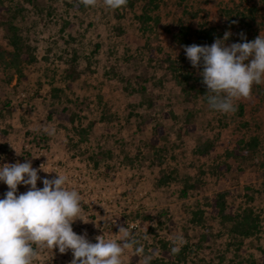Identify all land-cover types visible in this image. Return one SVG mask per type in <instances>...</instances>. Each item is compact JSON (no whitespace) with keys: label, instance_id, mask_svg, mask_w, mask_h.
Here are the masks:
<instances>
[{"label":"rangeland","instance_id":"1","mask_svg":"<svg viewBox=\"0 0 264 264\" xmlns=\"http://www.w3.org/2000/svg\"><path fill=\"white\" fill-rule=\"evenodd\" d=\"M153 3L0 0V164L31 160L50 171L41 178L67 175L89 220L73 231L92 242L116 238L121 223L158 264H264V82L227 114L201 94L188 100L180 83L190 70L182 46L202 45L198 34L210 28L214 39L229 31L227 44L264 35V0ZM181 28L185 44L175 37ZM158 125L163 136L151 146ZM7 190L0 182V197ZM222 193L225 213L252 212L249 236L217 214ZM106 215L115 224L99 221ZM71 259V250L44 249L34 264ZM141 259L133 248L122 255L123 264Z\"/></svg>","mask_w":264,"mask_h":264},{"label":"clouds","instance_id":"2","mask_svg":"<svg viewBox=\"0 0 264 264\" xmlns=\"http://www.w3.org/2000/svg\"><path fill=\"white\" fill-rule=\"evenodd\" d=\"M82 2L94 6L96 0ZM103 3L117 9L126 0ZM229 36L230 32L225 31L211 45L182 46L192 67L200 69L209 108L222 114L234 112L235 101L249 97L253 84L264 82V35L247 41L241 34V42L227 44ZM44 131L53 135L55 130L48 127ZM41 165L33 167L31 160L0 164V182L8 187L0 197V264H34L41 250L53 252L54 248L60 253L71 250L69 264H123L122 255L129 248L142 258L141 264H150L152 255L145 253L134 233L125 226L118 228L116 238L102 234L95 237V242L87 239L86 233L74 232L72 224L77 219L89 222L83 216L82 195L68 186L69 177L65 174L54 171L57 175L51 179L39 177V171L50 172ZM38 179L43 184L39 188ZM21 184L30 187L18 194ZM100 220L115 224L108 215L100 216ZM178 243H183L182 235L175 237L171 253L179 251Z\"/></svg>","mask_w":264,"mask_h":264},{"label":"trees","instance_id":"3","mask_svg":"<svg viewBox=\"0 0 264 264\" xmlns=\"http://www.w3.org/2000/svg\"><path fill=\"white\" fill-rule=\"evenodd\" d=\"M127 2L133 4L135 0H126ZM155 0H147L148 4H153V6L156 7V4H154ZM147 4V5H148ZM147 9L143 10V16L146 13ZM10 38H9V44L12 47V51L9 52V54L13 57L12 60H15L18 58V54L20 51V45L19 40L17 38V34L15 32V27L13 25H10ZM216 31L214 28L205 29L204 31H201V33L198 34L197 41L198 43L202 45H210L211 41L216 36ZM186 32L183 28L179 29L178 32L175 33L176 39L181 43L185 44L187 43L186 38ZM1 54V51H0ZM185 54V53H184ZM187 65L190 67V70L185 71L181 73V80L180 83L182 84V89L185 92V95L187 99H191L193 97L198 96V94L203 95V98L206 100V86L202 83V78L199 75V68H193L190 64L189 60L184 55ZM163 129L162 125H158L155 127L154 131L152 132L151 136L149 137V145L154 146L159 141L160 137L163 136ZM207 148L201 147L199 149V152H202V154H205L207 152ZM224 198V193L218 195L217 199L214 201V205L216 207L217 214L220 215L221 219H225L227 221L231 222V230L240 236H249L251 233H253V230L255 228L253 218L250 216L251 211H249V214L242 213L240 216L234 217L232 214L225 213L224 212V205L222 199ZM119 226H122L121 223H117ZM150 264H158L154 262V260H151Z\"/></svg>","mask_w":264,"mask_h":264}]
</instances>
